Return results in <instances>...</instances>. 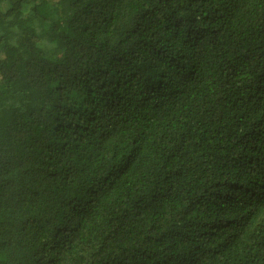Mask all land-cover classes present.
I'll list each match as a JSON object with an SVG mask.
<instances>
[{"label":"trees","instance_id":"16d2710c","mask_svg":"<svg viewBox=\"0 0 264 264\" xmlns=\"http://www.w3.org/2000/svg\"><path fill=\"white\" fill-rule=\"evenodd\" d=\"M0 264H264V0H0Z\"/></svg>","mask_w":264,"mask_h":264}]
</instances>
